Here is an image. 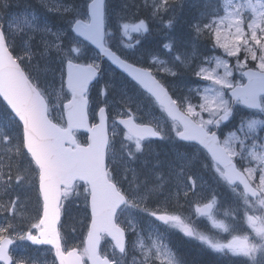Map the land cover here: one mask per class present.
I'll use <instances>...</instances> for the list:
<instances>
[{
    "label": "snow or ice",
    "instance_id": "1",
    "mask_svg": "<svg viewBox=\"0 0 264 264\" xmlns=\"http://www.w3.org/2000/svg\"><path fill=\"white\" fill-rule=\"evenodd\" d=\"M40 2L50 12L63 15L71 11L59 4L50 7L47 0ZM10 6V0H0V105H3L0 117L5 118L6 126L16 130L18 135L0 130V190L7 193L22 182L28 183L26 174H32V178L38 180L42 216L26 231H17L5 217L7 222L0 226V264H22L19 260L14 262L9 251L16 239L34 245H51L59 264H85V258L91 264H123L127 242L120 220L135 214H145L163 225L178 228L214 252L247 258L243 264H264V0H224L222 7L217 6V0H206L203 19L192 25L194 40L207 38L213 42L214 49H222L226 56L237 58L235 67L240 71V82L231 79L233 71L226 59L205 57L194 66L192 58L180 53L171 40L162 44L172 57L171 66L169 61L156 56L152 59L153 67L128 62L125 49H134L151 33L149 21L171 29L175 11L183 4L170 0H152L151 4L149 0H142L136 4L133 0L126 7L149 9V17L139 18L133 13V19L138 22L118 21L116 29L109 31L105 0H84V9L77 10L68 20L69 31L75 36L67 47L62 44L66 34L52 32L47 25L39 26L35 16L31 20L26 16L13 18L7 13ZM21 32L31 33L30 39H34L36 33L42 34V51L39 52L42 58L51 61V54L55 53L61 65L58 88L30 71L36 53L28 50L24 54H14L15 38ZM130 33L138 36L128 44L117 35L131 41ZM48 34L55 37V42L47 39ZM84 49L95 51L91 63H79ZM105 58L131 78L128 84L139 91L142 98L154 106L159 105L167 113L172 121L169 130L174 131L180 141L187 142L182 146L185 153L180 156L181 163L172 166L167 178L157 176L155 182L150 183L148 177L140 179L131 167L152 139L169 137L165 125L155 117L152 118L154 126L143 122L142 118V122H136L130 110L135 101L127 91L122 92L125 110L117 112V115L128 117L119 120L126 129L120 147L128 158L122 172L118 173L114 167L116 121L113 120L110 133L108 114L105 108H100L99 123L89 125L87 93L89 85L100 74V65ZM249 60L255 62L252 67L248 66ZM205 61L209 64L214 61L216 67H204ZM220 67L224 68L223 75L217 71ZM180 69L198 80L209 82L189 89L199 97L198 103H193L187 95L174 99L163 79L154 75V72H164L177 76ZM237 106L250 112L241 117L235 132L221 140L217 132L221 124L234 115ZM203 113H208L207 119ZM81 129L90 133L83 144L76 139V133ZM22 156L29 158L28 167L23 170ZM196 160L212 170L217 182L227 185L242 202V219L251 234L233 235L227 243H220L197 232L179 215L161 211L171 197L180 195L181 190L186 197L189 191L196 189L197 180L186 173ZM173 182L175 192L168 188ZM73 194L83 195L85 206L90 207V223L82 252L64 248L57 227L64 201ZM215 205L213 196L211 202L197 205L196 211L201 216H208L214 226L224 232H235L234 225L217 224L213 216ZM0 210L17 213L16 200L0 204ZM33 229L38 234H33ZM131 231L136 232L135 225L131 226ZM105 237L111 238V259L100 252ZM140 247L143 248V244ZM153 247L155 254L149 248L142 264H148L150 259L158 260L160 264H179L175 253L162 241Z\"/></svg>",
    "mask_w": 264,
    "mask_h": 264
},
{
    "label": "rangeland",
    "instance_id": "2",
    "mask_svg": "<svg viewBox=\"0 0 264 264\" xmlns=\"http://www.w3.org/2000/svg\"><path fill=\"white\" fill-rule=\"evenodd\" d=\"M78 1V0H77ZM152 1V0H151ZM35 1L29 2L27 0H23V8L27 10V14L19 9H12L11 11H7L8 14H11L13 18L19 16L23 19L25 16L31 20L33 16L36 17V23L43 27L47 25L51 28L52 32H58L66 35H63L62 44L64 47H67L69 42L72 41L73 35L72 32L69 31V27H59L51 23L50 21L44 19L43 15H41L38 11V14L34 13L33 3ZM51 0H47L48 5L51 7ZM83 3L84 0H81ZM224 2V0H223ZM56 3V2H55ZM133 0H113L112 6H109L108 14V23L109 31H114L116 29L117 22L120 23L128 22L135 23L137 20L133 19V11L130 10L131 7H126L127 5H131ZM59 4V3H56ZM197 10V9H196ZM190 10V13L196 11ZM44 11V10H43ZM77 10H75L74 15ZM82 11V10H81ZM138 13V12H137ZM136 15V14H135ZM140 13L136 16L139 17ZM121 17H124L121 20ZM7 19V16H5ZM190 24L189 22H187ZM186 23V24H187ZM178 28V27H177ZM193 29V28H192ZM193 31V30H192ZM168 32H172L171 42L174 43L177 41V48L180 53H183L184 56L192 58V64L198 65L204 60L205 57L209 58L207 52L211 49L198 48V43L202 41L204 38L199 40H194L193 37L195 33L188 32L184 30V33H181L180 30H175L174 27L168 29ZM188 33H192L191 39L188 36ZM32 34L29 32H21L15 38V52L16 54H24L25 51H32L36 53L33 56L32 63L30 65V71L34 74L40 75L42 79L47 80L49 83L53 85L54 88L59 87V75L61 70V65L59 61L55 58V53L53 52L52 60L49 61L47 59L42 58L39 55V52L42 51V45L40 43L42 34L36 33L34 39H30ZM121 40L125 44L132 43L137 38L138 34L130 33L132 40H128L126 37L120 36L117 34ZM47 39L49 41L55 42V37L51 34H48ZM115 40V38H114ZM169 42V41H168ZM184 45V47H181ZM147 49L144 51V48L141 45H137L134 49H125V52L128 57H132L137 59L138 61H148L149 65H152V59L154 56L158 57V59L169 61V66H171L172 57L167 53L163 47H158L152 43L147 44ZM143 48V49H142ZM217 53L216 57H220L221 59H226L228 61L229 67L232 69L233 74L231 79L236 82L241 81L240 71L236 70L235 61L236 57H228L224 54L222 49L215 48ZM241 57H243L244 53L241 52ZM92 52L84 49L83 55L81 56L79 62L82 63H91L93 58ZM255 62L249 60L248 66L252 67ZM204 67L215 68V62L213 61L211 64L207 63V61L203 64ZM163 67V65H160ZM48 69L49 71L45 72ZM218 73L223 75L224 68L220 67L217 69ZM104 72L106 75V83L104 82L102 86L98 85V91L93 98L94 104L107 106L108 111L111 116V122L113 124V120L121 115H117V112H123L125 110V103L122 102V92L127 91L128 95L133 96L134 103L130 105V110L132 114H134L140 121L145 123H151L154 125L155 121L152 119L155 117L162 124L165 125V131L168 132V137L163 143L164 145H151L147 147L145 152L141 155L138 154V159L131 164V167L136 170L139 174L140 179H144L148 177L149 182H155L156 177L160 176L163 178H167L170 171L172 170V166L179 165L181 163L180 156L185 153V148L182 147L183 143H180L178 138L175 137V132L170 131L168 126L171 125V122L167 118V116L163 113V111L157 106L151 103H148L146 99L142 98L139 91L132 89L128 84V80L122 77H116L115 75L119 74L113 70L111 66L105 65ZM160 78H164L167 84L171 87L172 93H175V97L180 98L183 96H189L193 103L199 102V97L195 96L189 92V89L197 84L206 85L209 82L198 80L193 77L191 74L188 75L187 71L180 69L179 74L177 76H171L164 72H157ZM113 77H116L113 79ZM113 79V80H112ZM107 81H109L107 83ZM101 91V93H100ZM101 95H100V94ZM100 96V97H99ZM107 102V103H105ZM100 107V106H99ZM95 108L96 112L98 108ZM205 119L208 118V113L202 114ZM248 114H243L238 118V123L235 127L233 124L224 126L221 128L220 133L223 134L221 136L222 140L228 137V134L233 130L235 132L238 127L241 117L247 116ZM3 118V117H0ZM141 121V122H142ZM166 121V123H165ZM112 124L110 126V133L112 130ZM0 130L7 132L10 135L16 136L15 133H11L4 128ZM231 130V131H230ZM117 135L113 138L115 143V165L117 172H122L125 166L128 164V158L124 155L120 145L122 141V134L124 131L116 125ZM239 136V133H237ZM239 147V145H237ZM28 159L26 157H21L20 163L22 166V170L28 167ZM157 159V160H156ZM112 166V165H111ZM158 168V169H157ZM186 173H190L197 180V187L194 191H189L188 195L185 197L183 195V190H181L180 195L178 197L173 196L170 198L168 203L161 211L166 210L170 214H176L181 217V219L195 229L197 232L201 234L208 235L212 237L215 241L220 243H227L231 240L233 235H245L251 234V229L248 227L247 223L242 219L243 215V205L239 199L232 201L230 197H233L232 194H221L224 198L225 206H217L215 205V209L213 212L214 219L217 224L223 222L230 226H235V232H224L221 228L214 226L212 219L208 216H201L197 213L196 208L197 205L203 206L206 203L212 201L213 196L215 200L221 198L217 193L220 191L218 189H226L222 182L217 184V179L214 176L212 170L203 167V164L200 160H196L188 169H186ZM28 176V183L22 182L21 185L14 186L7 193H3L0 190V204H7L10 200H16L18 206V212L13 214L11 212L0 210V226H3L7 221L5 217H8L13 225L15 226L17 231H26L31 223H35L39 216H41V201L38 194V181L32 178V174H26ZM131 179V174H129ZM187 183V181H185ZM168 188L175 192V183H170ZM215 189L217 193L215 192ZM19 197V199H17ZM232 202L235 207L231 210L229 208V200ZM225 213H229V215H225ZM89 212L85 206V200L83 195L76 196L73 194L67 200L64 201L63 204V219L65 224V231L63 232L65 245L69 248L77 247L80 252L83 251L85 247V239L87 232V216ZM233 216H235V220H233ZM131 220V224L129 221ZM151 221V223H150ZM120 224L127 230L130 246L128 249V253L124 259L123 264H133V260L135 259V264H142L144 261V253L147 252L149 248L152 249V254H155L154 244H158L161 241L163 244L167 245V247L175 253V258L182 264L175 252V244L181 242V246H191L197 248L202 251L200 248L204 249L208 252H214L207 246L203 245L199 240L186 236L182 231L175 227H169L166 225H161L159 221H155L154 218H150L145 214H135L133 217L125 216L120 220ZM136 226V232L131 231V226ZM35 230V229H34ZM12 231L11 229L9 230ZM139 233V237L137 236ZM7 235V233L5 234ZM183 239L193 243L196 246H192L189 244L183 243ZM16 241V246L13 249V256L15 261H22V264H55V260L52 252L49 249H38L32 247L26 240L20 241L18 239ZM143 244V248L140 245ZM200 248H198V247ZM106 250L108 255L112 257V247L111 243L108 241L106 245ZM217 253V252H216ZM221 254V253H220ZM237 258L246 261L247 258L243 257H227V264H233L234 259ZM86 264H88L87 258H85ZM148 264H160L158 260H149Z\"/></svg>",
    "mask_w": 264,
    "mask_h": 264
},
{
    "label": "trees",
    "instance_id": "3",
    "mask_svg": "<svg viewBox=\"0 0 264 264\" xmlns=\"http://www.w3.org/2000/svg\"><path fill=\"white\" fill-rule=\"evenodd\" d=\"M29 2L32 1H36V0H27ZM54 1L56 3H59V5H69V6H75V5H81L83 4L81 2V0H51ZM39 7L37 6V3L34 2L33 3V7L36 8L37 12L39 11V13L41 15H43V17L50 21L51 23L58 25L59 27H68V20L73 16V13L71 11L65 12L63 13V15L59 12H55V11H48L45 10L43 11L41 8L43 6V4L39 1ZM52 2V6L57 5L56 3ZM170 2L173 3H178V4H183L182 8H177L175 11V23L173 25V27H178L176 30H180L181 33H184V30L188 31V32H193L192 30V25L193 23H195L196 20H201L203 19L202 17V13L206 11L205 8V3L206 0H170ZM11 6H13L12 9H19L21 8V11H23V0H10ZM136 4H140L142 3V0H135ZM152 1L149 0V4H151ZM64 7V6H63ZM65 8V7H64ZM9 9V8H8ZM7 9V11H8ZM197 9V10H196ZM130 10H132L136 15L138 13H140L139 18H144L147 19L149 17V9L143 8V7H138L133 9L132 7L130 8ZM190 10H196L192 13H190ZM138 12V13H137ZM138 22V20H137ZM187 22H189L190 24H188ZM187 23V24H186ZM150 27H164L162 24L160 23H152L151 21H149ZM111 27V25H110ZM161 32V30H158V33ZM157 33V34H158ZM190 36L189 38L191 39L192 33H188ZM114 42V41H113ZM147 63H143L142 65H146ZM188 75H190V73H187ZM3 108V105H0V109Z\"/></svg>",
    "mask_w": 264,
    "mask_h": 264
},
{
    "label": "water",
    "instance_id": "4",
    "mask_svg": "<svg viewBox=\"0 0 264 264\" xmlns=\"http://www.w3.org/2000/svg\"><path fill=\"white\" fill-rule=\"evenodd\" d=\"M113 66H115V65H113ZM121 71V70H120ZM126 74V73H125ZM99 76V75H98ZM94 81V80H93ZM92 81V82H93ZM91 85V84H90ZM89 85V86H90ZM99 119H100V117H99ZM118 122H119V120H118ZM88 123H89V120H88ZM89 125H90V123H89ZM79 131H82V132H86L87 133V131L85 130V129H81V130H79ZM88 135H90V133H87ZM46 246H50V247H52L51 245H46ZM10 247H11V245L9 246V249H10ZM57 262H58V260H57ZM90 262V264H91V261H89ZM58 264H59V262H58Z\"/></svg>",
    "mask_w": 264,
    "mask_h": 264
},
{
    "label": "bare ground",
    "instance_id": "5",
    "mask_svg": "<svg viewBox=\"0 0 264 264\" xmlns=\"http://www.w3.org/2000/svg\"><path fill=\"white\" fill-rule=\"evenodd\" d=\"M12 8H13V6H10L9 9H8V11H11ZM197 21H199V20H196L195 22H197Z\"/></svg>",
    "mask_w": 264,
    "mask_h": 264
}]
</instances>
